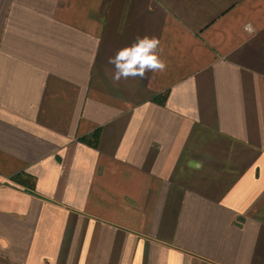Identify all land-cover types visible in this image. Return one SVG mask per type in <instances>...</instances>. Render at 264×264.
Listing matches in <instances>:
<instances>
[{
    "label": "crops",
    "instance_id": "1",
    "mask_svg": "<svg viewBox=\"0 0 264 264\" xmlns=\"http://www.w3.org/2000/svg\"><path fill=\"white\" fill-rule=\"evenodd\" d=\"M0 264H264V0H0Z\"/></svg>",
    "mask_w": 264,
    "mask_h": 264
},
{
    "label": "clouds",
    "instance_id": "2",
    "mask_svg": "<svg viewBox=\"0 0 264 264\" xmlns=\"http://www.w3.org/2000/svg\"><path fill=\"white\" fill-rule=\"evenodd\" d=\"M162 54L159 38L138 35L130 45L117 49L114 55L107 58V64L113 67V71L109 72L107 68L105 71L114 85L129 78L148 79L147 73L165 71L167 65Z\"/></svg>",
    "mask_w": 264,
    "mask_h": 264
},
{
    "label": "built area",
    "instance_id": "3",
    "mask_svg": "<svg viewBox=\"0 0 264 264\" xmlns=\"http://www.w3.org/2000/svg\"><path fill=\"white\" fill-rule=\"evenodd\" d=\"M247 29H248V30H250V28H249V27H247Z\"/></svg>",
    "mask_w": 264,
    "mask_h": 264
},
{
    "label": "trees",
    "instance_id": "4",
    "mask_svg": "<svg viewBox=\"0 0 264 264\" xmlns=\"http://www.w3.org/2000/svg\"><path fill=\"white\" fill-rule=\"evenodd\" d=\"M97 135V134H96Z\"/></svg>",
    "mask_w": 264,
    "mask_h": 264
}]
</instances>
